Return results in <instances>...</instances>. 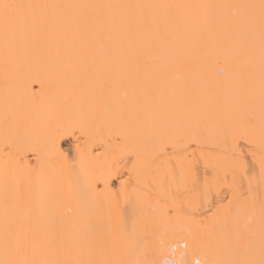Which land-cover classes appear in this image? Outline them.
Wrapping results in <instances>:
<instances>
[{"label":"bare ground","instance_id":"bare-ground-1","mask_svg":"<svg viewBox=\"0 0 264 264\" xmlns=\"http://www.w3.org/2000/svg\"><path fill=\"white\" fill-rule=\"evenodd\" d=\"M0 264H264V0H0Z\"/></svg>","mask_w":264,"mask_h":264},{"label":"rangeland","instance_id":"rangeland-1","mask_svg":"<svg viewBox=\"0 0 264 264\" xmlns=\"http://www.w3.org/2000/svg\"><path fill=\"white\" fill-rule=\"evenodd\" d=\"M65 148H66V152L68 153V155H70V153H71V143H70V140H67L66 142H65ZM125 176H123L122 177V179L124 178ZM115 185H117L118 184V180H114V182H113Z\"/></svg>","mask_w":264,"mask_h":264}]
</instances>
